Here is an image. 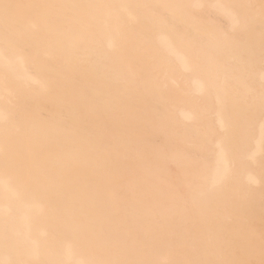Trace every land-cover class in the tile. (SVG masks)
<instances>
[{
	"label": "bare ground",
	"instance_id": "1",
	"mask_svg": "<svg viewBox=\"0 0 264 264\" xmlns=\"http://www.w3.org/2000/svg\"><path fill=\"white\" fill-rule=\"evenodd\" d=\"M0 264H264V0H0Z\"/></svg>",
	"mask_w": 264,
	"mask_h": 264
}]
</instances>
